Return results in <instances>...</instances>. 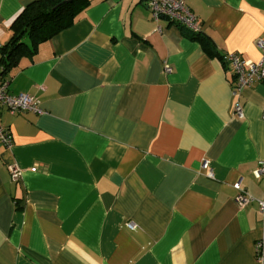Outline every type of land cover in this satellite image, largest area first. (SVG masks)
Wrapping results in <instances>:
<instances>
[{"label": "crops", "instance_id": "0c3cea01", "mask_svg": "<svg viewBox=\"0 0 264 264\" xmlns=\"http://www.w3.org/2000/svg\"><path fill=\"white\" fill-rule=\"evenodd\" d=\"M32 1L0 0V44ZM185 2L221 59L147 0H89L9 72L41 113L0 112V264H264L258 204L233 187L262 197L264 83L232 93L223 59L260 58L264 0Z\"/></svg>", "mask_w": 264, "mask_h": 264}, {"label": "built area", "instance_id": "2783aa9c", "mask_svg": "<svg viewBox=\"0 0 264 264\" xmlns=\"http://www.w3.org/2000/svg\"><path fill=\"white\" fill-rule=\"evenodd\" d=\"M147 7L150 11L151 18L159 20L160 18L168 19L172 24L184 27L190 32L199 31V23L195 15L187 7L185 0H147ZM256 45L260 50V58L257 61H251L241 58L236 53H226L223 59L230 65L234 75V94H238L241 89L252 85L253 83H264V39H257ZM1 70V67H0ZM163 72H172L170 64L164 62ZM5 108L9 113L15 114L19 112L32 111L41 113V108L37 100L29 94L19 93L11 94L8 91V78L0 77V112ZM235 115L242 116V106L239 103L234 105ZM262 118L264 120V107L262 110ZM0 143L8 146L10 144L9 130L0 123ZM201 166L208 168V162L202 161ZM9 175L13 181H17L21 177V169L11 164L8 166ZM254 176L262 184V197L255 198L250 195L242 186L240 181L233 183L236 191L234 201L239 207H243L250 202H257L261 216V235L254 245L255 255L261 258L264 249V157L258 161L257 167L253 171ZM208 175L212 176L211 170ZM127 227L135 228V224L131 221L127 222Z\"/></svg>", "mask_w": 264, "mask_h": 264}, {"label": "trees", "instance_id": "16d2710c", "mask_svg": "<svg viewBox=\"0 0 264 264\" xmlns=\"http://www.w3.org/2000/svg\"><path fill=\"white\" fill-rule=\"evenodd\" d=\"M88 4L89 0H34L25 5L11 21L10 38L0 44V77L7 78L21 59L31 58L41 43L72 25ZM189 37L221 59L209 36L198 31Z\"/></svg>", "mask_w": 264, "mask_h": 264}]
</instances>
